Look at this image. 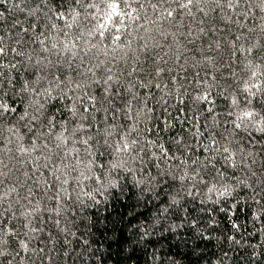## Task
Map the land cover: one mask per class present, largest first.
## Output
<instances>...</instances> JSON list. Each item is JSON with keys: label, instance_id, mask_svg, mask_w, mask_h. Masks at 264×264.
<instances>
[{"label": "trees", "instance_id": "trees-1", "mask_svg": "<svg viewBox=\"0 0 264 264\" xmlns=\"http://www.w3.org/2000/svg\"><path fill=\"white\" fill-rule=\"evenodd\" d=\"M113 2L0 0V264H264V0Z\"/></svg>", "mask_w": 264, "mask_h": 264}, {"label": "snow or ice", "instance_id": "snow-or-ice-1", "mask_svg": "<svg viewBox=\"0 0 264 264\" xmlns=\"http://www.w3.org/2000/svg\"><path fill=\"white\" fill-rule=\"evenodd\" d=\"M77 2H79V0H77ZM195 2H199V0H195ZM217 3H219V0H216ZM194 3V0H186L185 3H182L180 5L181 8H188L190 5H192ZM119 4H118V0L117 2H113L112 4L109 5V7L111 8V13L108 14V17L109 19H111L112 15H115L117 14V8H118ZM231 3H229V7H231ZM90 7H94V5H90ZM0 15H2V13H0ZM167 15L168 16H171L172 15V12L171 11H168L167 12ZM101 27H103V25H101ZM103 33H101L102 35ZM4 52V49L2 47H0V54H2ZM33 91H36L35 89ZM2 107V109L4 111H8L9 109L7 108V106H0ZM25 115H27V112H25ZM246 115H251L250 113L249 114H246ZM33 119H35V117H33ZM85 144H87V141H84ZM125 148H127V144H125ZM225 152H227V149H225ZM57 212V214H59V208L55 210ZM57 223H59V221L57 220ZM2 254V253H0Z\"/></svg>", "mask_w": 264, "mask_h": 264}]
</instances>
